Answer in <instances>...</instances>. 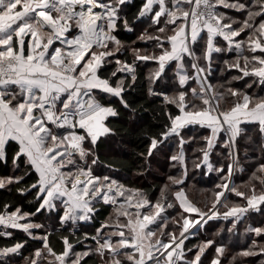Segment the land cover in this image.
<instances>
[{"label": "snow or ice", "instance_id": "snow-or-ice-1", "mask_svg": "<svg viewBox=\"0 0 264 264\" xmlns=\"http://www.w3.org/2000/svg\"><path fill=\"white\" fill-rule=\"evenodd\" d=\"M0 264H264V0H0Z\"/></svg>", "mask_w": 264, "mask_h": 264}, {"label": "trees", "instance_id": "trees-1", "mask_svg": "<svg viewBox=\"0 0 264 264\" xmlns=\"http://www.w3.org/2000/svg\"><path fill=\"white\" fill-rule=\"evenodd\" d=\"M124 38L125 39H134L135 37L131 36V34H126ZM145 71H147V69H145ZM131 98L134 99L137 104L144 103L145 102L144 90L137 89L132 94ZM143 118H144V120L148 121L149 123H153L154 122L151 119V115L148 114V113H144L143 114ZM125 147H126V151H128V152H133L134 150H142L143 146L141 144V140L139 138V135L138 134H133L131 136H127L125 138ZM117 158L122 159V160L130 159V157L126 156V155H121V156H119ZM162 163H163V159L161 158V164ZM155 167L158 169V171L160 173V176H161V179L157 180V183H161L162 179H163V173L166 171V168L161 167L160 164L155 165ZM127 175H129V173L126 170L122 171L121 176H127ZM214 180H215L214 176L199 178L198 181L195 182V188H193L190 191V193H189L190 198H192L193 200L203 199L202 190L205 189V188H211L213 186ZM108 211H110V209H108ZM104 215H107V212H105ZM259 218L260 217H257V219H259ZM100 219H103V216H101ZM84 230L85 231H91L92 229L90 227H86ZM214 230L215 229L213 228V231Z\"/></svg>", "mask_w": 264, "mask_h": 264}]
</instances>
